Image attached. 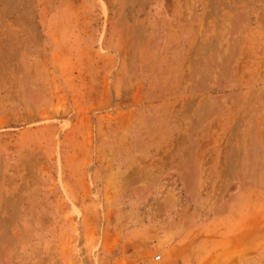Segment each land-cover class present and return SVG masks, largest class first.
I'll list each match as a JSON object with an SVG mask.
<instances>
[{
  "label": "rangeland",
  "instance_id": "1",
  "mask_svg": "<svg viewBox=\"0 0 264 264\" xmlns=\"http://www.w3.org/2000/svg\"><path fill=\"white\" fill-rule=\"evenodd\" d=\"M264 264V0H0V264Z\"/></svg>",
  "mask_w": 264,
  "mask_h": 264
},
{
  "label": "crops",
  "instance_id": "2",
  "mask_svg": "<svg viewBox=\"0 0 264 264\" xmlns=\"http://www.w3.org/2000/svg\"><path fill=\"white\" fill-rule=\"evenodd\" d=\"M204 264V263H203Z\"/></svg>",
  "mask_w": 264,
  "mask_h": 264
}]
</instances>
